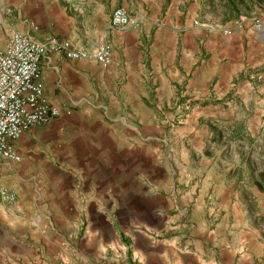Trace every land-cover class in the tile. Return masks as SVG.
I'll list each match as a JSON object with an SVG mask.
<instances>
[{"label": "crops", "instance_id": "1", "mask_svg": "<svg viewBox=\"0 0 264 264\" xmlns=\"http://www.w3.org/2000/svg\"><path fill=\"white\" fill-rule=\"evenodd\" d=\"M130 2L137 6L141 26L112 28L111 12L119 7L131 11ZM15 5L19 19L14 27L7 17L0 18V46L17 31L35 38L57 35L89 53L108 46L112 53L105 66L57 54L41 63L44 96L60 114L23 132L13 146L22 151L35 128L54 132L60 127L62 158L54 174L56 196L33 213L30 209L31 226L22 244L35 241L36 254L46 243L52 264H182L169 252V240L155 235L194 211L220 213L221 205L229 204L232 184L217 186L213 175L224 178L222 169L228 172L233 165L217 166L215 156L204 155L209 131L200 121H263L264 86L256 87L260 98L248 94L255 91L251 86L241 85L264 75L258 73L264 68V28L222 35L191 25L194 19L210 20V6L217 11L228 0H26ZM152 12L162 18L151 34ZM142 33L152 36L149 71L140 60ZM246 42L257 45L253 61V50H243ZM207 49L211 55L205 60L202 50ZM251 99L254 111L249 110ZM181 107L189 110L179 114ZM166 108L176 109L168 112V122L161 117ZM175 120L182 125L169 127ZM173 138L189 146L185 159L176 158L177 180L172 163L159 157ZM195 155L197 161H189ZM207 203L218 207L210 209ZM48 225L57 227L55 235L43 230ZM63 246L66 256L60 253ZM2 252L7 260L6 249Z\"/></svg>", "mask_w": 264, "mask_h": 264}, {"label": "rangeland", "instance_id": "2", "mask_svg": "<svg viewBox=\"0 0 264 264\" xmlns=\"http://www.w3.org/2000/svg\"><path fill=\"white\" fill-rule=\"evenodd\" d=\"M19 1L24 3L26 0H0V18L7 17V23L13 27L19 19L18 6L15 5ZM212 1L214 2V0ZM228 1L229 5H222L217 11L215 9L218 7L210 6V11L207 12L211 17L210 20L194 19L191 25L199 26V28L205 29L207 33L219 32L222 35H229L234 29L251 28L245 25L242 27L234 26L233 22L239 18L264 20V0ZM129 9L131 11L124 10L138 22V27L141 26L142 21L135 17L134 12H137L135 2L129 3ZM151 17L154 21L150 28L152 34L162 17L159 14L156 17L153 16V12ZM214 18L218 19L215 20ZM194 21H197V24H194ZM222 28H229V33L223 34ZM251 29L256 30L255 28ZM14 33L22 34L12 31L10 35ZM48 37L68 40L52 34H45L40 38L36 37V39L42 41ZM150 39L152 36H146L142 33L139 37L141 43L138 44L139 50L143 52H141V64L147 71L151 70V58L148 55ZM104 47H107L111 53L108 46ZM243 50H253L249 55L253 61L254 54H257V45L251 46L246 42ZM210 55L209 49L206 52L202 50V56L205 60ZM258 57L261 58L262 56L259 55ZM111 61L112 53L107 65ZM259 70L258 73L264 74L263 67ZM249 86L255 90L254 92L248 91L249 95L254 96L255 94L262 98L263 96L259 95L260 92L256 90V87L261 89L264 86V75L256 78L254 82L245 80L242 82L241 88L248 90ZM262 106L264 107V104ZM254 109L255 100L251 99L249 110L254 111ZM172 110L175 111L176 109H162L161 117L164 115L162 120L166 121L168 112ZM188 110L189 108L181 107L179 114L187 113ZM242 110L244 111V109ZM200 122L209 131L203 141L205 143L204 155L208 158L215 156L214 162H217V166L222 167V163L226 162L233 165V168L228 172L222 169L224 178H219L217 172L213 175L217 186L223 184L225 187L232 184L231 200L229 204L221 205L220 213L216 211L206 214L205 212L194 211L190 216L185 215L179 218L175 221L176 227L167 232L159 230L155 239L169 240L173 247L169 252L174 259L180 256V263L182 264H264V119L260 123L255 121L250 124L245 123L244 120L233 123ZM168 125L169 127L182 125V122L169 121ZM58 129L54 132H47L35 128L33 132L29 133L28 142L23 143V150H16L21 157L20 161L4 160L0 163V187L14 193L12 202L0 198V264H52L50 259L54 258L52 253L46 250V243L43 244L44 251L35 254L32 248L35 241L32 240L28 242L29 245H23L22 238L27 233L26 229L31 226L29 224L30 209L33 213L36 206H44L45 202L48 203L56 196L57 180L54 179V174L59 170L62 158L59 153L60 127ZM182 140L179 139L175 143V138H173L171 141L169 140V145L163 146L159 151V157L162 160L166 158L169 163H172L170 169L176 180L180 178L181 173L176 158L179 161L185 159L184 149L189 147L185 142L182 144ZM192 158L189 161H197L196 155ZM184 167L188 169V165H184ZM222 173L220 172L221 177ZM183 189H186L185 186ZM205 206L210 209L218 207L212 203H207ZM189 207L192 208L193 206ZM43 222H45L44 219L42 224ZM55 228L57 227L48 225L43 230L52 236L55 235ZM62 230H67V225ZM63 247L65 248V246ZM3 248L6 249L7 260L3 257ZM13 251H17L16 253L19 254L12 255ZM60 253L66 256L69 252L65 248L61 249ZM19 255L20 257L17 258Z\"/></svg>", "mask_w": 264, "mask_h": 264}, {"label": "built area", "instance_id": "3", "mask_svg": "<svg viewBox=\"0 0 264 264\" xmlns=\"http://www.w3.org/2000/svg\"><path fill=\"white\" fill-rule=\"evenodd\" d=\"M233 24L264 28V20L260 18H239ZM110 26L135 28L138 22L124 9L115 8ZM221 30L223 34L229 33V28ZM51 54L68 60H93L103 66L111 57L107 47L89 53L73 47L68 40L48 37L41 41L28 34H11L0 46V163L4 160L19 162L21 157L13 143L29 128L46 125L60 114V108L46 100L39 80L41 63ZM0 198L12 202L14 193L0 187Z\"/></svg>", "mask_w": 264, "mask_h": 264}]
</instances>
